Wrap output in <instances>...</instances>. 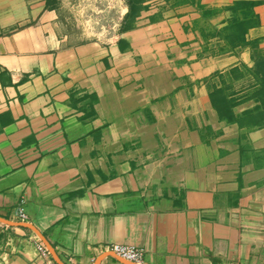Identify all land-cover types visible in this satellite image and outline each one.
Returning a JSON list of instances; mask_svg holds the SVG:
<instances>
[{
  "label": "crops",
  "instance_id": "obj_1",
  "mask_svg": "<svg viewBox=\"0 0 264 264\" xmlns=\"http://www.w3.org/2000/svg\"><path fill=\"white\" fill-rule=\"evenodd\" d=\"M64 4L0 0V264H264V0H144L99 42Z\"/></svg>",
  "mask_w": 264,
  "mask_h": 264
},
{
  "label": "rangeland",
  "instance_id": "obj_2",
  "mask_svg": "<svg viewBox=\"0 0 264 264\" xmlns=\"http://www.w3.org/2000/svg\"><path fill=\"white\" fill-rule=\"evenodd\" d=\"M126 6V0H65L62 12L79 42H99L114 37Z\"/></svg>",
  "mask_w": 264,
  "mask_h": 264
},
{
  "label": "built area",
  "instance_id": "obj_3",
  "mask_svg": "<svg viewBox=\"0 0 264 264\" xmlns=\"http://www.w3.org/2000/svg\"><path fill=\"white\" fill-rule=\"evenodd\" d=\"M16 214L21 220L28 219L23 207H19ZM105 249L114 253L117 257L132 264H144L145 256L142 249L136 248L134 246H125L118 244L108 246ZM37 252L39 253L40 258L49 260V252L44 246L39 244L37 246Z\"/></svg>",
  "mask_w": 264,
  "mask_h": 264
},
{
  "label": "trees",
  "instance_id": "obj_4",
  "mask_svg": "<svg viewBox=\"0 0 264 264\" xmlns=\"http://www.w3.org/2000/svg\"><path fill=\"white\" fill-rule=\"evenodd\" d=\"M126 1H127V7L129 8V13L131 11H132V13H137V12H139L143 8V2H144V0H126ZM245 5L249 9L250 7H254L255 4L253 2H248V3H245ZM246 27H248V25ZM255 73L258 76L259 75L262 76V78H261V80H262L261 81V86L264 89V57H262L260 59V62L256 66V72Z\"/></svg>",
  "mask_w": 264,
  "mask_h": 264
},
{
  "label": "water",
  "instance_id": "obj_5",
  "mask_svg": "<svg viewBox=\"0 0 264 264\" xmlns=\"http://www.w3.org/2000/svg\"><path fill=\"white\" fill-rule=\"evenodd\" d=\"M125 264H132V263H125Z\"/></svg>",
  "mask_w": 264,
  "mask_h": 264
}]
</instances>
